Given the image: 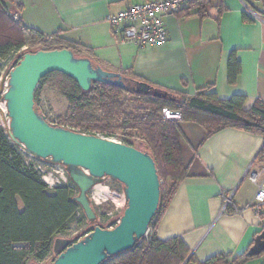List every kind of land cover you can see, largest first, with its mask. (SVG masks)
<instances>
[{"label":"crops","instance_id":"1","mask_svg":"<svg viewBox=\"0 0 264 264\" xmlns=\"http://www.w3.org/2000/svg\"><path fill=\"white\" fill-rule=\"evenodd\" d=\"M19 18L46 35L60 37L85 49L87 57L106 70L128 74L152 85L191 98L208 87L220 99L246 96L245 108L264 101V20L249 12L245 0H216L202 17L196 7L164 18L169 39L159 46L139 47L123 41L107 15L146 0H16ZM253 5L252 0H248ZM244 14L253 21H245ZM232 52L240 62L237 81H228ZM183 137L195 131L200 140L182 145L190 176L181 181L152 227L160 240L181 237L190 256L205 261L219 254L246 252L264 229V206L257 215L254 197L264 180V158L257 159L264 136L224 128L206 140V131L184 126ZM196 124V123H195ZM189 130L191 132H189ZM182 140V139H181ZM262 171L257 184L250 171ZM225 198L238 211L223 212ZM247 264V263H246Z\"/></svg>","mask_w":264,"mask_h":264},{"label":"trees","instance_id":"2","mask_svg":"<svg viewBox=\"0 0 264 264\" xmlns=\"http://www.w3.org/2000/svg\"><path fill=\"white\" fill-rule=\"evenodd\" d=\"M212 1L199 0L192 14L204 17L212 8H218L219 11L226 9L222 2L214 6ZM245 1L251 6L248 0ZM6 2L15 3L21 8L16 0H0V60L28 44H38L37 49L28 50L30 52L71 49L77 57H87L83 47L60 37L61 31L46 35L26 25L21 19L13 20L5 9ZM243 18L248 22L253 21L247 14ZM240 72V62L235 52H232L228 59V81L236 83ZM123 75L137 79L128 74ZM41 83L52 85L66 99L69 105L67 128L107 138L121 135L122 143L149 151L155 159L160 181L171 180L172 184L166 192L161 187L159 207L150 223V230L178 184L190 176L189 166L183 159L180 122L165 120L159 115L163 108H178L182 113V122L201 125L206 131L204 140L229 127L264 136V101L257 99L251 108L246 109L247 98L241 94L220 99L208 87L199 90L191 98L172 92L176 99L169 100L100 82H94L89 91H83L74 79L57 71L46 75ZM124 94L134 99L124 101ZM184 99L186 103L183 106L181 103ZM134 133L143 140L139 146H135L132 140L131 135ZM262 158L264 145L257 159ZM72 185L74 183L70 182L49 190L40 173L26 164L20 149L11 141L0 120V264L41 263L50 260L51 256L49 264L53 262L54 239L67 229L71 219L80 217L78 213H82V208L74 200L78 194L77 188ZM234 211L235 208L229 206L226 212ZM249 249L233 258L230 253H226L201 262L194 256L189 257V248L181 237L160 240L155 234L148 233L132 249L109 257L101 264H182L188 258L186 264H246L264 253L250 256Z\"/></svg>","mask_w":264,"mask_h":264},{"label":"water","instance_id":"3","mask_svg":"<svg viewBox=\"0 0 264 264\" xmlns=\"http://www.w3.org/2000/svg\"><path fill=\"white\" fill-rule=\"evenodd\" d=\"M56 71L70 76L83 91L100 82L157 98L175 100L176 96L146 81L106 70L89 57H77L71 49L25 51L1 78L0 94L8 117L1 104L0 114L9 138L37 159L65 166L79 191L74 200L89 223L82 238L54 239L51 264H101L132 249L148 234L160 203L161 181L149 151L47 121L35 104V94L40 81ZM106 177L124 184L126 199L123 215L112 228L114 222L107 227L97 224L98 214L89 196ZM263 252L264 230L255 237L248 254L258 256Z\"/></svg>","mask_w":264,"mask_h":264},{"label":"rangeland","instance_id":"4","mask_svg":"<svg viewBox=\"0 0 264 264\" xmlns=\"http://www.w3.org/2000/svg\"><path fill=\"white\" fill-rule=\"evenodd\" d=\"M214 2L216 0H213ZM5 9L8 11L9 15L12 17L13 20H19V14L17 7V4L6 2ZM37 45H27V50L30 49H37ZM2 69V67H1ZM2 74L0 73V83ZM7 86H5V89ZM36 104L39 107V109L42 111V113L45 115L47 121H49L52 124L56 125H62L64 127H68L67 120L69 117V105L66 101V99L58 92L56 88H54L50 84L41 83L39 84L37 90H36ZM132 98L129 94H124L122 97V100L129 101ZM186 99L183 100V103L181 105H185ZM0 104L3 105L6 109L5 103L2 101V95L0 94ZM172 111H179L178 108H171L168 107ZM7 113V109L5 111ZM180 112V111H179ZM182 114V113H181ZM159 115L162 116V110L159 112ZM8 117V113H7ZM0 120L2 126L5 128V124L3 122L2 116L0 114ZM178 122H182L181 119H173ZM189 127H199L201 131H204V128L195 123H188L184 126V130L189 129ZM6 129V128H5ZM189 132H191L189 130ZM203 133L197 134L195 131L193 134L189 135L190 140L189 142L185 137H182L183 145L186 147L189 146V143L193 142L192 140H200V137ZM132 140L135 144V146H139L142 138L137 134L134 133L131 135ZM122 136L118 135L115 137H112V139L116 141H122ZM24 157V159L28 162V165L33 167L35 170H37L41 177L42 175H49L57 185L61 184H69L71 181L69 177V173L66 170L65 166L63 165H54L48 161L37 159L32 155L27 154L23 149L18 147ZM73 183V182H72ZM172 182L171 180L161 179V187L166 190H168L171 186ZM92 205L94 206L95 211L97 212L98 216L103 219V216L106 213L112 212V219L118 220L123 215L124 208L126 206V199H125V193H124V184L120 181L114 180L110 177H106L104 181L97 186H95L89 193ZM98 217V218H99ZM107 222V219H106ZM89 227L88 220L82 210L80 217H74L71 219L67 225V229L62 232V237H68V238H78L87 231ZM151 231V230H149ZM150 234L152 232H149ZM60 236V237H61ZM52 258V256H51ZM51 258H49L51 260ZM45 263H37V264H49V261ZM34 262V261H33ZM31 262L30 264H32ZM183 262L182 264H184ZM264 263V253L250 261L247 262V264H263Z\"/></svg>","mask_w":264,"mask_h":264},{"label":"built area","instance_id":"5","mask_svg":"<svg viewBox=\"0 0 264 264\" xmlns=\"http://www.w3.org/2000/svg\"><path fill=\"white\" fill-rule=\"evenodd\" d=\"M198 1L199 0H146L145 2L134 4L119 13H111L107 15L106 19L110 23L114 33L120 36L123 41L135 43L139 47L159 46L166 43L169 39L168 29L164 18L168 15H175L191 9L196 6ZM252 1L253 5H248L247 9L255 17L264 20V0ZM25 51H28L27 46L13 51L10 55L0 60V65L2 67L0 73L4 75L5 71L15 58ZM162 117L165 120L181 119L182 114L179 111H172L165 107L162 109ZM26 164H28L27 161ZM261 174V170L250 171V181L257 184ZM42 179L48 185L49 190H53L58 186L49 175H42ZM72 186L76 187L75 184ZM253 205L256 209L257 215H259L261 207L264 206V180L261 181L258 186ZM229 206H233L232 200L231 198H225L223 212H226ZM235 211L238 210L235 209ZM80 214L81 213L79 212L78 216H80ZM111 216L112 212L106 213L103 216V219L98 216V223L104 226H109L113 223ZM119 220L120 219L116 220V222L114 221V224L110 226V228L115 226ZM61 235L62 233L58 234L57 237ZM85 235L86 234L80 236V238ZM47 261L48 260L41 263H45Z\"/></svg>","mask_w":264,"mask_h":264},{"label":"bare ground","instance_id":"6","mask_svg":"<svg viewBox=\"0 0 264 264\" xmlns=\"http://www.w3.org/2000/svg\"><path fill=\"white\" fill-rule=\"evenodd\" d=\"M3 109L6 111L5 107L2 105Z\"/></svg>","mask_w":264,"mask_h":264}]
</instances>
